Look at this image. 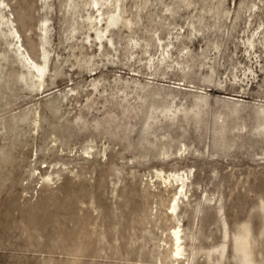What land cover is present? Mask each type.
Returning <instances> with one entry per match:
<instances>
[{
    "label": "rangeland",
    "instance_id": "rangeland-1",
    "mask_svg": "<svg viewBox=\"0 0 264 264\" xmlns=\"http://www.w3.org/2000/svg\"><path fill=\"white\" fill-rule=\"evenodd\" d=\"M6 1L49 68L0 19V264H264V0H118L100 36L111 0Z\"/></svg>",
    "mask_w": 264,
    "mask_h": 264
},
{
    "label": "bare ground",
    "instance_id": "bare-ground-1",
    "mask_svg": "<svg viewBox=\"0 0 264 264\" xmlns=\"http://www.w3.org/2000/svg\"><path fill=\"white\" fill-rule=\"evenodd\" d=\"M117 2H118V0H111L110 1V5L112 6V10L105 11L104 13H99V15H96V16L88 15V19H89V21L87 23L88 29L94 30V32L99 36L103 35L106 32H111L113 34V31H111V29H109V28H110V26L115 25L118 21L122 23V25L119 26V29L121 27L131 29V24H133L131 19L125 17L122 10L117 11V8H118ZM43 4L45 5L46 9L49 10L48 8H50V6H51L50 0H43ZM6 9L10 10V6L8 5V2L6 0H0V19L4 20L3 23L6 24L7 31L9 32L10 36L12 37V41L14 42V43H9V45L11 46V49L14 51V54H15L14 61L18 62L19 65L22 66L24 68V70L27 72V74L25 72H22L21 76L27 77V81L25 80L27 82V85H28V83H30L29 86L30 85L31 86L36 85L37 89H41V88L44 89V81H45L44 75L47 73V70L49 68L48 67V56H47L46 48L44 46H40V48L38 49V50H40L38 60H35L34 58H32L30 56V54L28 53V51L23 47V44L21 42V36H20V33L14 24L13 17H10L6 13V11H5ZM102 20H105V22H109V25L98 26V24ZM37 28H38L41 36H43V39L45 40V42L48 43L49 39H50L48 18L46 17L44 20H42V19L39 20ZM134 42H135V43H133L134 47L138 46V47L142 48V45L139 44L138 41L134 40ZM99 43H102V42L99 41ZM128 43H129V41H128ZM147 46H149V45H147ZM134 47H132V48H134ZM129 49H130V46H129ZM143 50H145V49H143ZM130 53H132V52H130ZM5 59H6V57H5ZM2 60H3V57L0 56V72H3V70L5 69L3 66L4 65L3 61H5V60H3V61ZM23 80H24V78H23ZM33 122H34V126H38V118H35L33 120ZM159 176H160V179L164 183L170 182L171 180H175L176 182L179 183L180 190L175 192V195L172 199V202L168 207L169 213L172 216L177 215V207H178L177 194L179 192L185 193V191H184V186H185L184 175H180L179 173H176V172H170L166 175L161 173ZM186 177H187V175H186ZM170 233H171L170 235H171V241H172V245H173V256L180 257L182 254V250H183V246H182V242H181V238H182L181 229L179 226H174L170 230Z\"/></svg>",
    "mask_w": 264,
    "mask_h": 264
}]
</instances>
